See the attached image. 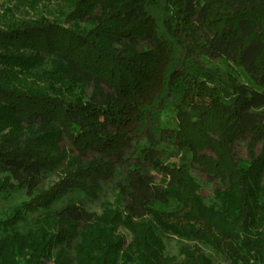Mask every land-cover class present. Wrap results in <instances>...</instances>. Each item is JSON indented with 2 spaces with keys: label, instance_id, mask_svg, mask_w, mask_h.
<instances>
[{
  "label": "trees",
  "instance_id": "trees-1",
  "mask_svg": "<svg viewBox=\"0 0 264 264\" xmlns=\"http://www.w3.org/2000/svg\"><path fill=\"white\" fill-rule=\"evenodd\" d=\"M27 2L0 16V197L31 199L0 218V264H174L169 239L195 245L183 250L193 263L209 264L203 249L264 264V0H166L168 37L150 13L159 0H58L17 18ZM175 43L195 55L172 70ZM132 151L161 183L135 170L102 201ZM194 167L218 185L212 205ZM75 192L101 213L53 209Z\"/></svg>",
  "mask_w": 264,
  "mask_h": 264
},
{
  "label": "rangeland",
  "instance_id": "rangeland-1",
  "mask_svg": "<svg viewBox=\"0 0 264 264\" xmlns=\"http://www.w3.org/2000/svg\"><path fill=\"white\" fill-rule=\"evenodd\" d=\"M17 0H0V6L3 7V10L0 12V16L4 18L6 16L5 11L9 7L15 6ZM58 0H37V3L35 4V9H32V6L30 3H26V6L21 5V7H18V13L16 14V17L19 19H26L29 20L31 18L37 19L41 14L46 13L49 10H53L58 5ZM166 0H159V7L153 8L150 10V13L156 18L159 28H160V35L163 37H168L165 29L163 27V9L165 6ZM26 8V9H25ZM188 52L191 55H195L190 49L182 44L175 43V62L172 67V70L176 68L178 62L183 58L184 54ZM197 59L202 62L206 67L208 68H214L216 66H219L221 69H225V65L221 63L218 60H207L202 56H197ZM231 74H236L235 71H232ZM264 83V78H263ZM146 124V120H143L140 124V131H143ZM88 156V154H85ZM243 157V155H241ZM137 170L139 173H146L151 174L154 176L157 183H161L162 178L159 174H157L153 168L151 167L150 163L148 161L141 160L138 156V153L135 151H132L127 156L126 164L123 167H120L116 171L115 178L113 182L107 183L104 186L103 194H102V201L105 200H114V188L115 184L120 181L123 177L130 173H134V171ZM64 168L60 169L56 173L50 174L46 180V188H49L56 184L59 179L63 176ZM193 175L196 178L198 184L200 185V195L202 196L204 202L209 206L214 203V190L218 187V185L211 180L208 176L201 174L200 169L197 167L193 168ZM31 199L27 195L26 191H18L15 193H11L9 195H3L0 197V218L6 219L11 211L17 207L20 206L23 203L29 202ZM83 201L89 205V207L93 210L101 213V204L102 201H95L90 202L87 201L84 194L80 192H75L67 195L65 198H63L61 201L56 203L53 207L54 210H60L63 207H65L70 202H78ZM43 212H37L34 214H28L26 221L19 224V231L22 233H26L29 229L34 227V223L36 219L42 214ZM262 230V229H261ZM120 236L123 238V242L125 244V247L127 248L133 239L132 234L124 229L121 228L119 230ZM1 237V235H0ZM165 255L169 256V258H173L175 260L174 264H206L207 261L201 260L200 258L196 260L195 263L188 261L186 258V255L183 254V250L186 249L189 252L195 251V245L189 244L188 242H182L179 239H169L165 241ZM200 249V248H199ZM200 252H203L206 257L208 258L209 264H229L227 261H225L222 257H218L215 254H211L210 252H207L203 249H200ZM56 251L54 252V254ZM198 255V254H197ZM46 264H54V260L47 261ZM136 264V263H134Z\"/></svg>",
  "mask_w": 264,
  "mask_h": 264
}]
</instances>
